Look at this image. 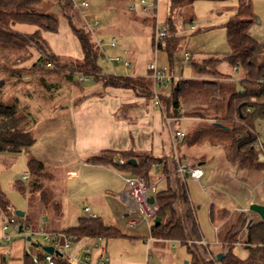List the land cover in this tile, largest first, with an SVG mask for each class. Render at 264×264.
<instances>
[{
  "label": "rangeland",
  "instance_id": "1",
  "mask_svg": "<svg viewBox=\"0 0 264 264\" xmlns=\"http://www.w3.org/2000/svg\"><path fill=\"white\" fill-rule=\"evenodd\" d=\"M87 1L90 4L89 9H79L74 5L75 9L69 11L68 15L75 26L83 28L87 32L92 23L91 31L96 35L103 56L99 64L105 73H117V75L123 73L124 66L127 65L116 61L112 63L111 60L121 58L124 62L129 61L124 55L126 47L135 55V57L133 56L134 59L138 58V64L136 65L135 60L131 69H136L139 73H145L146 66L157 62L153 61L152 51L156 44V30L165 25L160 18L164 14V10L161 8L164 0H146L149 6L156 4V9L150 10V14L147 16L151 18V21L149 20L147 26L142 25L144 31L142 30L140 33L126 30L119 23V19L133 21L135 16L134 11H130V6L137 4L141 7V0ZM248 1L251 2L255 14L252 33L256 38L260 36L264 38V0ZM56 3L57 0H44L38 9L41 12L53 13L60 20L63 15L61 8L60 10L55 9V6H58L55 5ZM238 5L237 0H199L190 6L177 8L173 20L179 43L173 52L172 61L167 51L160 50L157 53V56L165 59L166 64V66H162V64L156 63L158 67L162 69L167 67L177 77L189 80L193 77L191 69L193 61L227 54L230 47L224 25L234 18ZM140 7L136 11L138 14H141ZM83 16L86 19L85 22ZM152 18H156L155 28ZM95 20L100 22V26H94ZM140 22L143 24V21ZM62 35L61 42L62 40L65 41ZM74 36L76 38V35ZM122 36L132 38L133 42L130 45L128 43L127 46ZM169 37L170 35L165 39L163 46H166ZM71 38L74 40L72 35ZM114 39L117 41V49L110 47V43ZM66 41L68 42V37ZM140 42L147 50L137 51ZM30 50L32 52L31 58L22 64H32L36 60L38 55H36L35 49L31 48ZM185 53L191 56L188 62L184 59ZM129 64L128 67H131V61ZM218 69L233 78L232 81L223 82L225 88L231 92L242 90L239 83L240 73L235 72L226 63L221 64ZM131 72L135 71L131 70ZM70 75L55 71L41 78L25 76L23 82L19 81L15 85V79L10 81L7 76L0 73V103L10 105L18 99L22 106H20L21 109L32 113L29 129L36 139L28 151L0 153V190L4 192L10 204L8 212L0 209V264H23L22 258L26 253L29 255L39 254L41 248L37 244L41 247H48L49 244L44 240L41 233L62 231L75 227L79 219L86 216L84 208L87 206L91 207L93 213L102 217L108 225L117 227L126 235L125 238L105 240L102 243L104 247H107L111 259L124 264H209L207 260L211 259L210 254L223 253V248L215 253L211 251L212 247L217 246L219 242V232L216 227L221 226L220 233L227 230V226L222 225L221 218H218L217 221L211 219L212 207L215 210L226 209L230 211L234 214V219H237L239 213H245L254 223L260 222L259 216L252 213L250 208L252 205L264 206V171L241 169L227 161L223 148L205 144L186 148L187 158L195 166H198V169L203 173V178L200 181H195L189 177L186 179V183L195 209L202 241L209 245L196 244L197 251L203 253L201 256L204 258L199 257V260H194L193 255L188 251V247L180 242L154 239L151 234V227L145 223L137 229H128V218L125 215L129 209L123 202L116 199L114 185H121L122 183L115 174L106 171L89 173L83 169L77 180L72 182L66 180L63 163L66 162L70 152H68L69 147L67 145L69 144L64 139V131L60 122V114L63 110L60 111L58 108L62 106L61 103L67 94H63L61 91L70 89V85L76 86L75 88H85L88 84L87 81L84 84L79 83L80 73L72 75V79ZM83 76L86 75L83 74ZM160 89L166 91L163 94L164 97L169 96L171 88L163 86L158 88V90ZM59 91L60 94L56 93ZM162 105L165 110L164 104ZM34 121L36 126L33 125ZM188 127L189 124L186 122L185 126H182L183 131H186ZM257 128L259 133L264 135L262 130L264 122H261ZM31 156L47 166V173L41 178L46 191L49 193L47 204L42 202L39 194H30L28 190L23 193L18 188L21 183L25 186L29 183L30 178L28 181L23 180V175L26 172L29 173V157ZM156 178L158 182L161 181L159 190L166 189L167 181L166 183L162 182L164 180L163 173L159 172ZM105 200L109 203L107 207ZM17 212L25 213V217L32 221V228L35 233L32 232L31 236L37 247L29 245L25 240L27 237L12 227L7 232L3 231V227L10 222L11 218L17 219L20 225L27 228L24 222L25 218L17 217ZM7 238L11 239L7 240ZM240 238L243 242L246 239V233L243 232ZM76 247L77 244H74L70 253ZM204 250L207 251V254L203 252ZM235 253L242 259L248 255L242 243L235 247ZM71 263L78 264L75 260H72Z\"/></svg>",
  "mask_w": 264,
  "mask_h": 264
},
{
  "label": "trees",
  "instance_id": "2",
  "mask_svg": "<svg viewBox=\"0 0 264 264\" xmlns=\"http://www.w3.org/2000/svg\"><path fill=\"white\" fill-rule=\"evenodd\" d=\"M43 1L0 0L1 74L7 76L10 81L15 79L16 85L19 81L23 82L25 76L41 78L57 71L71 74L72 79V75L80 73L103 87L132 89L137 95H143L149 99L153 97L154 83L150 72L147 71V77L134 78L107 74L103 71L99 64L103 57L100 45L94 42L89 32L75 26L68 15L69 11L75 9L73 0H57L55 5L61 8L63 17L68 20L72 32L78 38L84 58L81 61H73L54 54L42 32L56 33L60 20L53 13L39 11L38 8ZM196 1L199 0H168L169 16L165 25L168 26L170 37L166 46L158 45V50L167 51L171 61L179 43L173 20L175 10L190 6ZM237 1L239 5L234 18L224 25L230 51L224 56H212L193 61L191 64L193 77L189 80H177L172 85L169 96L164 97L162 93L159 97L168 118L182 119L184 117L193 120V125L178 143L179 148L189 149L205 144L221 147L229 163L241 169L264 171V162L259 161L260 151L254 147L260 134L257 127L264 122V40H259L252 33L255 14L251 2ZM152 19L155 28V18ZM149 20L147 18L144 22L148 24ZM17 24L33 25L37 27V30L30 34L20 33L14 30ZM31 48H34L38 55L32 65L15 67L31 58ZM223 63L240 73L241 91L231 92L225 88L223 82L232 81L233 78L218 69ZM20 106L18 99L10 105L0 103V153L28 151L36 142L33 132L29 129L32 113L23 111ZM33 125H36L35 121ZM88 162L114 167L121 174L142 177L148 187L157 182L156 175L159 172L163 173L167 182L175 177L173 184L169 183L164 190L158 188L155 195L158 210L151 227L152 237L156 240L180 242L188 247L194 260H199V257L204 258L201 256L203 253L198 252L196 247L197 243L203 242V238L195 209L190 199L186 179L177 173L176 161L136 151L108 150L89 158ZM170 163L173 165L172 169ZM46 173L47 166L43 162L32 156L29 157V183L27 186L19 184V190L23 193L28 190L30 194H39L42 202L47 204L49 193L41 179ZM9 205L6 195L0 190L1 211L8 212ZM24 218L25 226L30 229L32 235L34 232L32 221L28 217ZM218 218H221L223 226H227V230L223 233L219 231L225 257L218 261L217 255L210 254L212 257L207 262L209 264H264V221L260 219V222L254 223L245 213H239L237 219H234V214L230 211L215 210L212 207L211 219L217 221ZM156 219H160V222L155 223ZM44 220L46 223L45 217ZM250 221H252L251 224H249ZM243 232L246 233V239L242 242L240 237ZM49 233L66 234L74 238L73 242L99 238L109 241L126 237L120 229L108 225L102 217L93 218L88 215L81 217L75 227ZM31 235V241L27 238L26 242L34 247L36 245ZM241 243L248 252L244 259L235 253V247ZM37 245L42 248L39 244ZM203 252L207 254L206 250ZM22 261L23 264H35L31 255L27 253ZM56 264L71 263L65 257L56 256Z\"/></svg>",
  "mask_w": 264,
  "mask_h": 264
},
{
  "label": "crops",
  "instance_id": "3",
  "mask_svg": "<svg viewBox=\"0 0 264 264\" xmlns=\"http://www.w3.org/2000/svg\"><path fill=\"white\" fill-rule=\"evenodd\" d=\"M116 3L118 4V1H116ZM161 8L164 10V14L163 16L161 15L160 18H162L164 23H166L169 16L168 0H164ZM55 9L60 10V7L55 6ZM140 13L141 14H138L137 12L133 13L135 16V18L132 19L133 21H126L127 19H119V23L122 24V26L126 30L140 33L142 32V30L144 31V27L142 25L147 26V23L144 22V20L147 18L151 19L147 16L149 14H143L142 12ZM60 18L59 29L56 33L42 32V35L48 42L50 49L54 54L63 59L81 61L84 58L81 44L78 38H75L69 22L67 23L68 20H66V18L64 17ZM83 21H86L84 16ZM140 21H143V24ZM14 30L24 34H30L35 32L37 30V27L33 25L17 24L14 26ZM88 32L92 35L94 42L97 45H100L95 37V33L92 32L91 29L88 30ZM61 35L65 38V41L68 37V42H65L63 40L61 42ZM71 35L74 37V40L73 38H71ZM122 38H124V36H122ZM258 39L262 41L264 40V38H262L261 36L258 37ZM124 41L128 46V43L130 45L131 42H133V39L124 38ZM144 50L147 49H145V47L140 42L139 48L137 46V51L143 52ZM159 51L160 50H158L156 46L155 48H153V61H157L156 63L162 64V66H166L165 59H161L159 55L157 56V53ZM124 52V55H126L125 58L131 61V67H125L123 65L124 71L121 76L134 78L147 77V66L145 73H139L136 69H131L133 67V64H135V60L136 65L138 64V58L134 59L135 55L128 49V47H126V50ZM186 54L188 53H185V55ZM184 59L186 62H188L190 61L191 56L189 60H186V57ZM111 62L114 63L113 61ZM31 65L32 64H21L19 65V67H30ZM163 68L173 73L167 67ZM131 70L135 72L132 73ZM81 75L83 74H80V76ZM114 75H117V73H115ZM173 75L178 79H182L181 77H177L175 73ZM79 83L84 84L86 82L79 81ZM87 83L88 84L87 86H85V88H75L76 86L70 85V89L61 91L63 92V94H67L64 100H61L62 106L58 108L60 111L63 110L62 114H60V122L64 131V139H66L69 144L67 145V147H69L68 152H70L69 157L65 160L66 162L63 163L65 167L66 180H70V182H72L73 180H77L80 177V173L83 169H86L85 171L89 173L98 171L113 173L121 180L122 183L121 185H114V193L116 195V199L120 200L118 198V195L125 189V182L118 170H116L114 167L94 165L88 162L89 158L99 154L102 151L108 150L136 151L140 153H146L158 158H170V160L176 161L177 164L181 162V158L185 157V159L182 160V163H188L192 167L198 168V166L195 167V164L187 158L188 153H186V148L178 147V143L181 140H174L175 132L178 129L182 128V126L184 127L186 122H188L189 124L188 129L191 128V126L193 125V120L184 117L182 119H174L168 118L166 116L161 102L159 105H157L154 100V93L157 91V93L159 94H165L166 91L164 89L158 90L159 87L153 84V97L149 99L143 95H137L132 89L103 87L100 83L93 82L91 78H89ZM72 89H74L73 92ZM61 92L59 91L56 93L60 94ZM188 129H186L185 132H187ZM199 166H201L200 163ZM170 167L171 169L173 168L172 163H170ZM185 179L187 178L185 177ZM166 181V177H164V180H162V182L166 183ZM174 181L175 177L172 178L170 182H167V186L169 185V183L173 184ZM160 184L161 181H157L153 184V186L157 185V187L159 188ZM120 201L128 207V205L124 201ZM108 204L109 203L106 202V207L108 206ZM86 208L90 209V213L92 215L98 216L96 215V213H93L91 207H85L84 211ZM129 214L130 213L128 210V213L125 215V217L128 218ZM86 215L88 214L86 213ZM216 229L219 232L221 230V226L216 227ZM85 241L88 240L83 239L78 241L79 243H74L77 244V247L75 248L73 253H78L82 249V246L85 244ZM221 248L222 243L220 242L219 238L218 245L213 246L211 251L215 253ZM111 264L124 263L118 260H113L112 258Z\"/></svg>",
  "mask_w": 264,
  "mask_h": 264
},
{
  "label": "built area",
  "instance_id": "4",
  "mask_svg": "<svg viewBox=\"0 0 264 264\" xmlns=\"http://www.w3.org/2000/svg\"><path fill=\"white\" fill-rule=\"evenodd\" d=\"M73 2L75 6L79 9L87 10L90 8V4L87 0H73ZM140 5L141 7L137 4H133L130 8L131 11L136 12L138 10V7H140L141 12L143 14H150V10L153 11L156 9V4L149 6L146 0H141ZM99 25L100 22L95 20L94 26L98 27ZM91 27L92 23L91 25H89L88 30H90ZM168 35V26H161V29L156 30V44H158L159 42H161L160 44H164L165 39L168 37ZM158 45L156 46L157 49ZM110 47L112 49L117 48V41L115 39L112 40V42L110 43ZM185 57L186 60H189L190 58L189 54H186ZM111 61L123 63L124 65L126 64V67L130 65L129 61L124 62V60H122L121 58H117ZM147 71L150 72L154 85L158 87L168 86L169 88H172V85L177 80H179L170 71L158 67L156 63L149 64L147 66ZM88 80L89 78H86V76L83 75H81L79 78L80 82ZM154 94L155 103L159 105V93H157L156 91ZM262 130L264 131V128H262ZM185 134L186 132L183 131L182 128L178 129L175 132L174 140H182ZM254 147L260 151L259 161L264 162V135H262L261 133L259 134ZM177 173L183 177H185L186 174H189V177H191L195 181H199L203 176V173L198 168H194L188 163L181 162L178 164ZM120 175L122 176V179L125 182V189L118 195V198L128 205L130 213L127 221L128 229H137L144 223L147 224L149 227H152L156 218V212L158 210L155 198V195L158 191L157 185L148 187L146 181L142 177H136L121 173ZM29 178L30 174L26 172L23 175V180L28 181ZM150 197H154V204H151L149 202ZM85 212L88 213L90 217H96L95 215H92L90 213V209L86 208ZM10 227L15 229V231L19 232L20 234H23V236L27 238H29L31 235L30 229H27L23 225H20L19 221L15 218L10 219V222L3 227V231L7 232ZM21 230L22 232H20ZM41 235L43 236L44 240L49 243L48 247H52L54 251L58 254L46 253L41 248L42 250L39 254H31L32 260L35 264H56V256L65 257L70 263L72 260H75L76 262H78V264H111V258L108 254L106 247L102 245L103 239L101 238L91 241L88 239V241H85V244L82 246V249L78 253H70L74 243H76L72 240L74 238L68 237L66 234H52L49 232H43L41 233ZM10 239L11 238H7V240ZM202 244L206 246L208 245L205 241H203Z\"/></svg>",
  "mask_w": 264,
  "mask_h": 264
},
{
  "label": "water",
  "instance_id": "5",
  "mask_svg": "<svg viewBox=\"0 0 264 264\" xmlns=\"http://www.w3.org/2000/svg\"><path fill=\"white\" fill-rule=\"evenodd\" d=\"M185 177L188 179L189 178V174H186ZM154 197H150L149 198V202L151 204H154ZM251 212L256 214L257 216H259V218L264 221V206H259V205H252L251 208H250ZM17 217H21V218H24L25 217V213L23 212H17L16 213ZM160 222V219H156V222L155 223H159ZM252 221H250L249 224H251ZM22 232V230L20 231ZM28 241H31V237L28 238ZM42 249L46 252V253H49V254H58L57 252L54 251V249L52 247H42ZM225 257V254L224 253H221V254H218L217 255V260L218 261H221L223 258Z\"/></svg>",
  "mask_w": 264,
  "mask_h": 264
}]
</instances>
